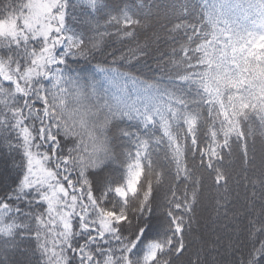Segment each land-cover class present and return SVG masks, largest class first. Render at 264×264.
Returning a JSON list of instances; mask_svg holds the SVG:
<instances>
[{"label":"snow or ice","instance_id":"obj_1","mask_svg":"<svg viewBox=\"0 0 264 264\" xmlns=\"http://www.w3.org/2000/svg\"><path fill=\"white\" fill-rule=\"evenodd\" d=\"M0 264H264V0H0Z\"/></svg>","mask_w":264,"mask_h":264}]
</instances>
